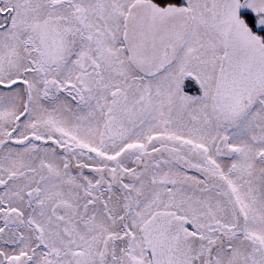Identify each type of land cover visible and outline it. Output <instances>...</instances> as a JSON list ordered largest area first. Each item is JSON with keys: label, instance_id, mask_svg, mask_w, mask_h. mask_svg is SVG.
<instances>
[{"label": "snow or ice", "instance_id": "6c2138e0", "mask_svg": "<svg viewBox=\"0 0 264 264\" xmlns=\"http://www.w3.org/2000/svg\"><path fill=\"white\" fill-rule=\"evenodd\" d=\"M0 264H264V0H0Z\"/></svg>", "mask_w": 264, "mask_h": 264}]
</instances>
